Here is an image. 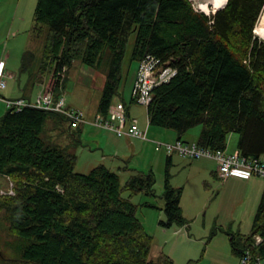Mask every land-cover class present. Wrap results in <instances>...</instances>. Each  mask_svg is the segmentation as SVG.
Masks as SVG:
<instances>
[{"label": "trees", "instance_id": "obj_1", "mask_svg": "<svg viewBox=\"0 0 264 264\" xmlns=\"http://www.w3.org/2000/svg\"><path fill=\"white\" fill-rule=\"evenodd\" d=\"M263 10L264 0H227L210 14L196 9L192 0H38L34 19L48 32L33 83L50 74L58 96L76 60L102 70L106 80L96 114L108 116L119 92L126 46L136 31L133 60L152 54L178 70L154 88L149 123L173 129L178 140L201 124L196 143L222 151L235 132L242 155L263 159L264 39L254 33L256 27L264 31ZM34 60L35 53L25 50L21 71H29ZM48 121L59 130L57 136L48 132ZM65 130L74 144H82L83 124L72 127L61 112L8 107L0 116V176L14 189L0 193V211L10 231L29 241L19 261L175 264L163 252L150 258L153 236L138 218L137 205L123 196L124 190L154 194V173L139 171L122 186L120 175L103 164L76 172L77 154L58 140ZM182 192L168 175L162 193L166 228L190 227ZM256 233H264V189L251 232L232 234L233 253L240 257Z\"/></svg>", "mask_w": 264, "mask_h": 264}, {"label": "rangeland", "instance_id": "obj_2", "mask_svg": "<svg viewBox=\"0 0 264 264\" xmlns=\"http://www.w3.org/2000/svg\"><path fill=\"white\" fill-rule=\"evenodd\" d=\"M37 2L38 0H0V65L4 64L6 71L15 72L14 78L6 76L7 88L2 93L5 92L11 97L33 94L35 99L43 91L52 88V84L45 90L42 88V83L48 80L50 74L45 76L42 83H33L48 32L46 24H37L34 19ZM192 2L199 11L212 13L200 8L201 3L209 2L212 9L211 1ZM262 16L264 17V10L260 17ZM254 33L259 39H264L255 29ZM135 37L136 31L132 32L128 40L119 92L113 100L127 105L131 117L137 118L140 128L146 131L147 139L132 138L135 147H128L127 142L118 146L117 141L126 140L125 136L119 137L111 130L86 123L83 125L81 145L74 144L68 130L60 134L58 140L61 144L70 145L71 152L77 154L76 172L88 173L92 168L103 164L120 175L122 186L139 171L154 173V194L123 191V196L137 205L138 218L146 231L153 236L151 259L157 258L163 252L175 264H240L239 255L232 251V234L251 232L264 189V178L232 176L230 179H223L214 173L218 170L215 159L189 158L177 151L169 152L161 145L175 144L177 133L173 129L151 125L147 106L132 100V89L137 80L136 71L139 66V62L132 59ZM28 49L35 53V60L29 71L22 72V56ZM105 80V72L76 60L69 70L62 92L66 103L74 109L83 110L88 120H92L97 112ZM0 101L5 103L3 107L6 112V102L2 98ZM47 127L50 134L57 136L59 130L50 121L47 122ZM201 127L200 124L191 128L182 140L195 142ZM63 128L67 129V123H64ZM232 134L234 137L228 138L226 148L229 153L235 152L238 144L239 134ZM167 174L173 186L183 188L181 206L184 216L190 221L189 228H166L161 224L166 218L162 209L165 203L162 193ZM234 177H239L240 180L236 181ZM10 187V180L0 176V193L6 192ZM28 244L25 237L10 231V222L0 211V264H32L19 261L22 250Z\"/></svg>", "mask_w": 264, "mask_h": 264}, {"label": "built area", "instance_id": "obj_3", "mask_svg": "<svg viewBox=\"0 0 264 264\" xmlns=\"http://www.w3.org/2000/svg\"><path fill=\"white\" fill-rule=\"evenodd\" d=\"M201 8V7H200ZM177 68L164 64L155 55L149 54L139 62L136 71L137 80L132 89V97L138 104L148 106L153 99V90L160 84L168 82L177 74ZM7 87L4 64L0 65V98L4 99L10 108L20 110L26 106H35L48 110L58 111L65 114L72 127L80 124L90 123L116 133L119 137L147 139V133L141 129L138 119L127 115V106L119 101L110 106L108 116L98 113L92 120H88L85 112L81 109H74L67 106L64 93L55 96L53 91H43L35 99L4 97L1 92ZM169 152L177 151L181 155L189 158H212L218 163V175L223 178L232 176L250 177L261 176L264 178V159L245 157L237 150L228 154L222 150H213L199 146L196 142H185L177 140L175 144H161ZM8 193L13 194V184L7 189ZM264 246V233H256L252 236L248 246L240 256V264H264V254L261 252Z\"/></svg>", "mask_w": 264, "mask_h": 264}, {"label": "crops", "instance_id": "obj_4", "mask_svg": "<svg viewBox=\"0 0 264 264\" xmlns=\"http://www.w3.org/2000/svg\"><path fill=\"white\" fill-rule=\"evenodd\" d=\"M1 61V60H0ZM4 72H5V75L7 76V78H14L15 77V72H10V71H6L5 70V66H4ZM38 84H40V83H38ZM43 85V89L45 90V89H47L49 86H51V77H49L48 78V80L44 83H42ZM7 88V87H6ZM5 90V89H4ZM3 90V91H4ZM7 90V89H6ZM1 94L4 96V97H6V98H10V99H15V98H29V99H33V94L31 95V94H29V95H27V96H21V97H11V96H8V95H6V93L5 92H1ZM4 104L5 103H3L2 101H0V114L1 113H3V111L5 112V109H4ZM67 106L68 107H70V108H72V106L70 105V104H67ZM6 109H8V107H7V105H6ZM7 111V110H6ZM198 135H199V133H198ZM230 139L232 138L233 139V137H234V135L232 134H230ZM118 138V137H117ZM126 138V140H121V139H119L118 141H117V145L118 146H120V144L121 143H123V142H127V145H128V147H135V143H134V141H133V139L132 138H129V137H125ZM197 139H198V136H197ZM177 140H178V136H177ZM239 140V137H237V141ZM197 141V140H196ZM195 141V142H196ZM238 143V142H237ZM238 150V144H237V148H236V150L235 151H237ZM117 151V150H116ZM225 152L226 153H228V154H231V153H229V152H227V149L225 150ZM232 153H234V151L232 152ZM263 159H264V157H262ZM216 171L217 170H215V172L214 173H216ZM230 179V178H229ZM228 179V180H229ZM234 180H236V181H238V180H240L239 179V177L237 178V177H234Z\"/></svg>", "mask_w": 264, "mask_h": 264}, {"label": "bare ground", "instance_id": "obj_5", "mask_svg": "<svg viewBox=\"0 0 264 264\" xmlns=\"http://www.w3.org/2000/svg\"><path fill=\"white\" fill-rule=\"evenodd\" d=\"M208 1H211L212 5H213V8L211 9L210 6H209V2H203L201 3V8L206 10L207 12H213L221 7H223L227 0H208ZM255 31L256 33H258L259 35H261L263 38H264V31L258 27L255 28Z\"/></svg>", "mask_w": 264, "mask_h": 264}, {"label": "water", "instance_id": "obj_6", "mask_svg": "<svg viewBox=\"0 0 264 264\" xmlns=\"http://www.w3.org/2000/svg\"><path fill=\"white\" fill-rule=\"evenodd\" d=\"M226 3H227V2H226ZM225 6H226V4H225L223 7H221V8H224ZM221 8H219V9H221ZM219 9L213 11V13H216ZM167 65H168V63H167Z\"/></svg>", "mask_w": 264, "mask_h": 264}]
</instances>
